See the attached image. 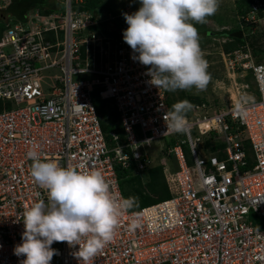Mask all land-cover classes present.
<instances>
[{
    "label": "built area",
    "instance_id": "obj_1",
    "mask_svg": "<svg viewBox=\"0 0 264 264\" xmlns=\"http://www.w3.org/2000/svg\"><path fill=\"white\" fill-rule=\"evenodd\" d=\"M13 1L0 0V264H21L13 250L23 212L46 197L29 150L62 167L100 170L117 201V168L134 176L162 165L169 197L123 211L112 241L88 264H264V51L251 44L264 32V0L237 15L244 42L222 54L243 80L234 83L241 95L191 103L184 133H164L167 93L150 83L115 25L140 6L116 16L91 0H57L53 10L32 4L12 15ZM95 99L118 113L124 139L112 131L111 146ZM213 134L223 147L203 150ZM155 147L166 160L151 159ZM51 247L50 264H79L78 245Z\"/></svg>",
    "mask_w": 264,
    "mask_h": 264
},
{
    "label": "clouds",
    "instance_id": "obj_2",
    "mask_svg": "<svg viewBox=\"0 0 264 264\" xmlns=\"http://www.w3.org/2000/svg\"><path fill=\"white\" fill-rule=\"evenodd\" d=\"M139 3L137 11L123 13L128 24L123 40L134 53L132 59L147 67L150 83L168 92L206 90L211 78L195 25L205 23L215 14L220 0H139ZM236 30L240 29L234 27L230 33ZM191 108L187 101L173 104L164 116V133L186 132V114ZM27 157L32 160L30 174L46 197L24 210L22 242L15 246L14 254L25 257L21 264H50L56 254L52 244L66 242L69 247L78 245L73 255L79 264H88L112 241L121 213L136 205L135 198L114 199L100 170L81 171L62 167L54 160L42 161L36 150H29Z\"/></svg>",
    "mask_w": 264,
    "mask_h": 264
},
{
    "label": "rangeland",
    "instance_id": "obj_3",
    "mask_svg": "<svg viewBox=\"0 0 264 264\" xmlns=\"http://www.w3.org/2000/svg\"><path fill=\"white\" fill-rule=\"evenodd\" d=\"M29 2L28 6L33 4L49 10L55 9L57 4V0H29ZM94 3L110 10L116 16L124 11L126 5L140 6L139 0H94ZM247 4L246 0H220L218 11L208 17L205 23H197L195 25L198 29L200 48L203 58L208 63L207 71L211 79L206 90L203 91L198 92L195 88L191 90H177L175 92L166 91L168 100L172 105L183 101L191 104L195 100L207 98L217 106L220 104H230L233 102L231 100L232 97L237 99L241 95L237 92L235 86H239L243 82L242 78L226 68L222 59V54L232 51L238 45L235 42H227L228 40L233 41L228 35L229 33L224 35L218 33L229 32L232 28L236 27V17ZM62 9L63 6H61L60 10ZM115 20L119 25H122L123 30L128 27L124 16H117ZM1 28L0 25V31ZM227 45H231V47L227 48ZM253 46L254 48L257 47L264 50V32L258 34L253 42ZM244 93L243 91L242 94ZM149 154L155 163L160 160H166L157 152L156 147L150 150Z\"/></svg>",
    "mask_w": 264,
    "mask_h": 264
},
{
    "label": "trees",
    "instance_id": "obj_4",
    "mask_svg": "<svg viewBox=\"0 0 264 264\" xmlns=\"http://www.w3.org/2000/svg\"><path fill=\"white\" fill-rule=\"evenodd\" d=\"M247 2H250V0H246ZM90 5H95L94 0L90 1ZM249 4L246 5V7ZM30 6V5H29ZM28 7V2L23 0H14L13 3L10 5V7L7 10V13H12L14 15H20V13L24 12ZM243 11H240V13ZM116 26H120L122 29V25L118 24L117 21H115ZM1 30L3 29V25H1ZM208 33V32H207ZM228 32H220L218 34H227ZM204 34V33H202ZM233 42L235 44H240L244 42L243 39L238 38H232ZM253 46V43H252ZM226 47V46H225ZM231 47L227 45V48ZM168 100V96H167ZM202 101H205V99H201ZM200 101V99L195 100L193 102ZM191 102V103H193ZM168 103L172 106L170 101L168 100ZM95 106L97 109V113L100 117V123L101 128L104 133L105 139L109 146L113 145L114 142L111 137V132H116L120 139H124V131L118 116V113L108 103L107 101L95 99ZM213 139H218V134H213L208 138H205L204 145H202L203 150L206 151H215L217 148H222L223 144L221 142H214ZM169 144H174L173 139L169 142ZM185 148V146H183ZM188 156V154L186 153ZM188 162L190 163V159L187 158ZM117 173L120 179V186L123 192L124 199L125 198H135L136 205L129 209H139L141 207H144L146 205H149L151 203L158 202L160 200L166 199L169 197L168 188L165 182L164 174H163V167L160 164H155L154 166L148 168L145 172H143L141 175H127V171H119V168H117Z\"/></svg>",
    "mask_w": 264,
    "mask_h": 264
},
{
    "label": "water",
    "instance_id": "obj_5",
    "mask_svg": "<svg viewBox=\"0 0 264 264\" xmlns=\"http://www.w3.org/2000/svg\"><path fill=\"white\" fill-rule=\"evenodd\" d=\"M230 36L241 39L242 38V31H240V30L233 31L230 33Z\"/></svg>",
    "mask_w": 264,
    "mask_h": 264
},
{
    "label": "crops",
    "instance_id": "obj_6",
    "mask_svg": "<svg viewBox=\"0 0 264 264\" xmlns=\"http://www.w3.org/2000/svg\"><path fill=\"white\" fill-rule=\"evenodd\" d=\"M25 1L29 2V0H25ZM29 3H30V2H29Z\"/></svg>",
    "mask_w": 264,
    "mask_h": 264
}]
</instances>
